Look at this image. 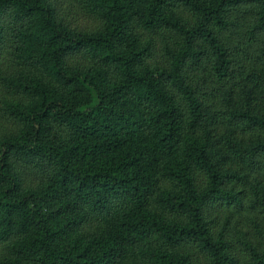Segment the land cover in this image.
Listing matches in <instances>:
<instances>
[{"label":"trees","instance_id":"16d2710c","mask_svg":"<svg viewBox=\"0 0 264 264\" xmlns=\"http://www.w3.org/2000/svg\"><path fill=\"white\" fill-rule=\"evenodd\" d=\"M190 2L195 5L196 0ZM52 3L65 13L61 31L71 28L82 43L78 47L74 41H61L59 34L40 16L37 26L43 27L48 39L34 44L39 59L45 61L49 71L84 72L85 65L97 63L100 55L114 61L117 71L127 74V90L109 91L105 87L103 79L111 64L101 66L92 80L66 77L69 85L79 89L70 92L68 97H61L40 83L29 85L36 91L39 103L29 113L20 148L12 151L11 159L0 160V184L9 185L7 190L0 189V232L15 228L28 234L31 240L28 252L39 259V264H111L113 250L125 243L121 236L146 233L149 225L173 240L171 244L164 240L161 248L165 245L174 248L175 241H181V247L193 244L205 233L211 239L217 227H221L223 233L232 218L227 205L207 196L198 201L193 199V189L207 184L212 174L207 161L199 159L202 153L198 142L182 135L178 117L164 96L160 82L151 75L133 71L138 61L133 57L136 48L132 39L143 41L147 33L152 34L145 48L146 58L159 56L161 48L167 47L166 38L158 32L163 23L172 22V17L165 14L171 6L170 0H99L105 5L104 11L110 15L113 27L108 36L89 44L83 42L87 39L84 33L95 22L86 9L80 7L82 0H52ZM38 4L39 0H0V57L4 55L5 38L19 35V30L32 23L30 18H36L41 11ZM134 15L145 22L129 27V33L143 29L135 38L125 31ZM102 28L96 23L97 33ZM124 44L129 49L126 55L122 51ZM8 116L0 109V130L15 137L20 129ZM53 124L66 125L64 134L71 135L66 144L52 142L50 128ZM181 148L189 156L183 163ZM235 163L250 171L264 168V147L240 151L233 157L232 164ZM9 169L16 170L20 179H43L50 173L54 176L52 183L38 196L20 199L12 186ZM157 171L171 175L157 174ZM216 171L219 172V168ZM240 179L247 183L246 178ZM161 184L166 185L164 190L159 187ZM153 195L157 197L156 203L163 201L162 212L180 217L193 209L191 223L182 229L160 226L158 220L145 213V205ZM77 201L104 209L93 220L111 225L106 235L88 246L73 241L69 235L70 218L78 215ZM260 203L264 204V188ZM233 210H243L239 201ZM181 231L196 236L181 237L177 235ZM202 253L216 255V264H235L219 251L208 248L205 252L202 247L187 260L158 253L160 258L153 264H205Z\"/></svg>","mask_w":264,"mask_h":264},{"label":"clouds","instance_id":"9594fccd","mask_svg":"<svg viewBox=\"0 0 264 264\" xmlns=\"http://www.w3.org/2000/svg\"><path fill=\"white\" fill-rule=\"evenodd\" d=\"M170 4L165 14L172 17V22L163 23L158 32L166 38L167 47L161 48L159 56L146 58L145 48L152 34L147 33L143 41L132 39L136 48L133 57L138 61L133 71L151 75L160 82L164 96L178 117L182 135L198 142L202 153L199 159L207 161V166L212 169L207 184L193 189V199L198 201L207 196L214 202H223L232 218L223 233L221 227H217L211 239L205 233L193 244L183 247L181 241H175L174 248L167 245L161 248L164 240L169 244L173 240L157 227L149 225L146 233L121 236L125 243L113 250L111 264H153L161 252L187 260L201 247L205 252L213 248L234 260L235 264H264V204L260 203L264 168L250 171L242 164H232L233 157L240 151L264 147V0H196L195 5L190 0H170ZM38 6L41 11L36 18H30V25L19 30V35L5 38L4 55L0 57V109H4L9 120H14L20 129L15 137L0 130V160L4 157L11 159L12 151L20 148L26 135L29 113L39 103L30 84L40 83L61 97H68L70 92L75 93L79 89L69 85L66 77L80 76L92 80L101 66L111 64L103 79L105 87L109 91L114 88L127 90V74L117 71L114 61L105 60L100 55L97 63L85 65L84 72H67L60 65L59 72L49 71L45 61L39 59L34 44L48 39L43 27L37 26L40 16L59 34L61 41H74L78 47L82 41L72 34L71 28L61 31L65 13L56 8L52 0H39ZM64 7H67L66 3ZM80 7L86 9L95 22L84 33L87 37L84 43L98 41L110 34L113 24L110 15L104 11L105 5L99 0H82ZM96 23L103 26L99 33L96 32ZM136 23L145 24L139 15H134L125 29L126 34L133 38L143 32L142 28H137L129 33V27ZM122 51L127 54V44L122 46ZM65 126H51L54 144L63 145L71 139V135L64 134ZM188 158L181 148V163ZM157 174L171 175L159 171ZM9 175L16 195L25 199L38 196L45 190L52 183L54 173L43 179H20L16 170L9 169ZM240 178H246L247 183ZM8 187L7 182L0 184V189L7 190ZM159 187L164 190L166 185ZM156 199L153 195L146 203L145 213L158 220L160 226H180L182 229L191 223L193 209L177 217L162 212L163 201L156 203ZM237 201L243 206L242 211L233 210ZM103 211L77 201L78 215L71 217L69 223L72 230L70 238L88 246L106 235L111 225L93 220L97 213ZM177 235L196 236L183 231ZM30 244L29 235L15 228L0 232V264H39V259L28 252ZM201 258L205 264H216L217 261V256L211 254L202 253Z\"/></svg>","mask_w":264,"mask_h":264}]
</instances>
